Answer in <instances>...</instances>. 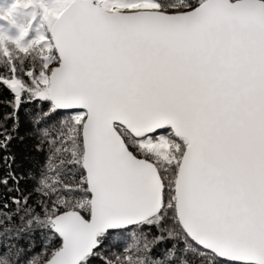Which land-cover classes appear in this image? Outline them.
<instances>
[{
    "label": "snow or ice",
    "instance_id": "snow-or-ice-1",
    "mask_svg": "<svg viewBox=\"0 0 264 264\" xmlns=\"http://www.w3.org/2000/svg\"><path fill=\"white\" fill-rule=\"evenodd\" d=\"M0 21V264H264V0H9ZM23 105L44 155L18 175Z\"/></svg>",
    "mask_w": 264,
    "mask_h": 264
},
{
    "label": "trees",
    "instance_id": "trees-1",
    "mask_svg": "<svg viewBox=\"0 0 264 264\" xmlns=\"http://www.w3.org/2000/svg\"><path fill=\"white\" fill-rule=\"evenodd\" d=\"M12 99L11 93L2 85H0V123H4V116L10 113L12 109L7 106V102ZM31 107V105H23L20 108V127L18 133L14 134L15 139L12 140L9 145L10 154L15 156V162L13 164L14 170L17 174L27 173L29 170L37 171V162L43 159L44 153L37 151V141L32 136L29 135L31 125L27 122L25 118V111ZM12 121H7V125L10 127ZM23 137V139H20ZM44 151L47 152V145L44 146ZM4 153H0L3 155ZM5 169L0 165V176L4 175ZM32 180H21L20 187L25 191L32 188ZM2 191V190H0ZM37 252L40 248L37 247ZM117 251V249H113Z\"/></svg>",
    "mask_w": 264,
    "mask_h": 264
},
{
    "label": "rangeland",
    "instance_id": "rangeland-1",
    "mask_svg": "<svg viewBox=\"0 0 264 264\" xmlns=\"http://www.w3.org/2000/svg\"><path fill=\"white\" fill-rule=\"evenodd\" d=\"M9 2V0H0V4H4V3H7ZM6 22L4 21H0V24H5Z\"/></svg>",
    "mask_w": 264,
    "mask_h": 264
}]
</instances>
